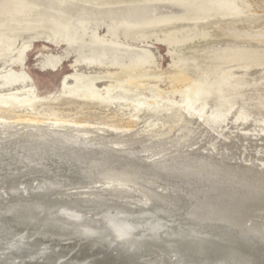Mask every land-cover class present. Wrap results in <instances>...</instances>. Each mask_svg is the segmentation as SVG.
Instances as JSON below:
<instances>
[{"label": "bare ground", "instance_id": "1", "mask_svg": "<svg viewBox=\"0 0 264 264\" xmlns=\"http://www.w3.org/2000/svg\"><path fill=\"white\" fill-rule=\"evenodd\" d=\"M59 3L0 8V264H264V27L247 31L250 5ZM161 4L181 13L150 19ZM90 12L114 23L102 34ZM39 37L80 54L58 110L19 67ZM154 41L175 60L168 72ZM184 94L181 106L161 104ZM132 97L149 106L146 122ZM30 104L50 109L39 115ZM213 122L225 125L223 137ZM139 152L162 158L142 163ZM206 156L213 165H201Z\"/></svg>", "mask_w": 264, "mask_h": 264}, {"label": "rangeland", "instance_id": "2", "mask_svg": "<svg viewBox=\"0 0 264 264\" xmlns=\"http://www.w3.org/2000/svg\"><path fill=\"white\" fill-rule=\"evenodd\" d=\"M40 3H43L45 5L48 6H55L57 8L62 7L59 3V0H37ZM246 2L250 5L249 10L246 13V17H245V26L247 27V31H251V33H253L255 30H259L260 28L264 27V0H246ZM5 3H7V0H0V8L2 5H4ZM63 8V7H62ZM154 10H152L148 17L150 19H155L157 17H162V16H166L169 14H180L181 13V9H179L178 7H173L170 4L167 5H163L161 4V6H157V7H149ZM69 9H71L73 12H71V10H69V12H71L73 15L78 16L80 15L82 12H79L80 8H76V7H70ZM77 9V10H76ZM92 13V17L97 18V20H93V23L96 26H100L101 28V32L102 34L104 33L105 29H106V25H110L114 22L111 21L110 16H108V14H101L100 12L96 13L95 12H90ZM153 13V14H152ZM156 13V14H155ZM101 14V16H100ZM155 14V15H154ZM105 17H104V16ZM103 16V17H102ZM153 16V17H152ZM124 17V15H117L115 16L116 19V23L120 22L121 19ZM100 18V19H98ZM102 18V19H101ZM250 26V27H249ZM252 26V27H251ZM228 28H230L229 26H227ZM104 28V29H103ZM220 38H215V43L213 44V46L215 45V48L218 47H224L226 46L227 42L224 40H222V38L220 39L222 42H219ZM225 42V43H224ZM158 43V44H157ZM161 41H154V45L160 55V68L161 69H165L162 71L168 72L171 69L170 65L175 61L172 57L171 54L169 53V51L167 50V46ZM221 43V45L219 44ZM53 44V45H52ZM63 43H60L59 45L56 44V42L53 41V39H47L44 37H39V38H35L33 39L32 45L30 47V49L27 51V53L25 54V58H24V62L19 64V67L23 68V70H25L27 72V74L29 75V77L32 79L33 84L36 87V96H38V99L41 100L42 103L44 104H48L50 102H54L55 104V108L58 110L61 107L62 104H57V100L59 99V97H61V91H62V79L64 78V76L67 73L72 72V70H74L76 67L73 66V62L76 61L77 58H80V54L78 53V51L76 49H70V51H68L67 49L63 48ZM244 47H259L257 44H242ZM67 53H70V55L68 56ZM178 52H174L173 55L175 56L176 60H180V57L177 54ZM203 53V52H202ZM201 53V54H202ZM65 55V56H64ZM60 56H64L68 58H65V61L61 62V64H59V66L54 69L52 68L54 65L58 64L59 60L58 58ZM201 66H204V64H202ZM150 94V92H146L145 94V98L149 101H154L155 97ZM142 99V98H141ZM144 99V98H143ZM145 100V99H144ZM162 105H171L172 107H178L181 106L185 103L186 101V96L184 95H179L177 97H172V96H167L165 95L162 99ZM132 102V104L136 105L135 107L137 109L141 108L140 111H138V113H141L142 122H146L147 117H145V115H148L150 112V108L148 106V108H143L141 107L142 102L138 101L137 98L132 97L130 100V103ZM126 101L122 102L121 104H125ZM139 103V104H138ZM158 104H160L159 102H156ZM36 106V104H34ZM57 105V106H56ZM138 105V106H137ZM30 107L34 110V112H36L39 115H44V113L46 111H48L50 108L49 105H45L44 109H35L36 107H34L33 105L30 104ZM103 107V105L101 106ZM113 108H120L119 103H114ZM127 110H129V108H125ZM144 110V113H143ZM143 113V114H142ZM145 117V118H144ZM204 121V120H203ZM212 130L214 131V133L218 136V137H223L224 131H225V125L219 124V123H212ZM202 143V142H201ZM204 143V142H203ZM209 146V145H208ZM138 151L141 152V149H136ZM205 151V148H202V151ZM251 151V150H250ZM135 154V158L138 159L140 162L142 163H149L151 162H159L162 158V155H158L159 158L157 159V155L152 156L153 153L152 152H146L147 154L143 153V156L141 155V153ZM252 152V151H251ZM139 155L140 158H139ZM146 155V156H145ZM143 157V158H141ZM145 157V158H144ZM149 159H148V158ZM156 157V158H155ZM213 157L211 156V158H201L200 162L202 166H211L213 165ZM148 161H146V160ZM153 159V160H150ZM150 160V161H149ZM174 167L172 166L171 169L172 170H176L177 166L173 169ZM169 169V170H171ZM168 169H165V173L169 174L171 173ZM187 171V172H186ZM185 174L187 175L188 172L191 171V169H186ZM214 176H217V171H212ZM216 174V175H215ZM149 180V181H148ZM141 182L144 183H149L150 184H154V186H159L160 185V179H140ZM155 181V183H154ZM129 182V181H127ZM115 184H118L117 182H114ZM135 184H138L135 182ZM106 186H110L107 183L105 184ZM102 187V184H100L98 186V188ZM210 187V186H209ZM208 186L205 187V189L209 188ZM218 188H216L215 190H217ZM210 191H206V193L202 194L205 195L206 197L208 195H210L211 193H209ZM203 197V199H202ZM200 197L202 199V201H204L203 205H205V199L209 198V197H205L202 196ZM186 204V203H185ZM158 208V207H157ZM264 214V213H263ZM258 220V219H257ZM255 222V224H257L258 222ZM257 240L260 241V238H258Z\"/></svg>", "mask_w": 264, "mask_h": 264}]
</instances>
